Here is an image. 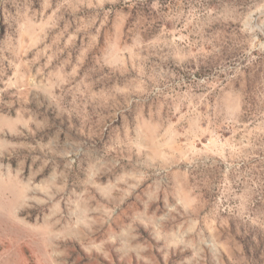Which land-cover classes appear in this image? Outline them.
<instances>
[{
    "label": "rangeland",
    "instance_id": "374dc122",
    "mask_svg": "<svg viewBox=\"0 0 264 264\" xmlns=\"http://www.w3.org/2000/svg\"><path fill=\"white\" fill-rule=\"evenodd\" d=\"M0 264H264V0H0Z\"/></svg>",
    "mask_w": 264,
    "mask_h": 264
}]
</instances>
